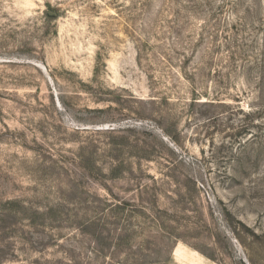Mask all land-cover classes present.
Segmentation results:
<instances>
[{"label":"rangeland","instance_id":"1","mask_svg":"<svg viewBox=\"0 0 264 264\" xmlns=\"http://www.w3.org/2000/svg\"><path fill=\"white\" fill-rule=\"evenodd\" d=\"M0 264H264V0H0Z\"/></svg>","mask_w":264,"mask_h":264}]
</instances>
